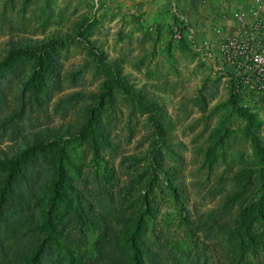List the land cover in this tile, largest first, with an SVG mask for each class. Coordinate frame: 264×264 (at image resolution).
I'll return each mask as SVG.
<instances>
[{
    "label": "rangeland",
    "instance_id": "rangeland-1",
    "mask_svg": "<svg viewBox=\"0 0 264 264\" xmlns=\"http://www.w3.org/2000/svg\"><path fill=\"white\" fill-rule=\"evenodd\" d=\"M146 2L152 8L153 2ZM146 2L0 0V60L11 44L67 38L50 53L59 62V87L46 90L39 102L31 100L28 90L23 92L33 72L32 55L0 68L10 74L5 93H0V110L4 116L24 100V113L16 111L17 118L24 117L23 134L66 125L77 126L78 134L89 118V105L99 108L95 116L110 134L71 140L67 151L81 173L70 174L84 193H100L112 217L122 220L124 251L130 227L149 198L155 217L148 219L140 240L146 247L156 243L170 250L174 264H264L260 222L249 216L251 237L239 235L242 211L260 197L261 163L247 122L233 109L231 80L175 38L173 1L160 18L147 14ZM212 36V30L198 32L199 39ZM112 60L119 62L120 76L107 71L105 64ZM67 96L57 112V103ZM146 101L159 104L165 130L160 136H154ZM240 106L255 115L254 133L264 148V101L245 98ZM155 142L158 166L153 161ZM15 143L0 141V148L10 153ZM161 165L165 173L156 169ZM152 170L156 182L148 192ZM167 175L174 178L168 181ZM48 198L42 190L35 200L42 217ZM95 236L89 234L88 250ZM69 248L72 252L63 246L59 253L55 246L52 259L92 264L86 252Z\"/></svg>",
    "mask_w": 264,
    "mask_h": 264
},
{
    "label": "trees",
    "instance_id": "trees-1",
    "mask_svg": "<svg viewBox=\"0 0 264 264\" xmlns=\"http://www.w3.org/2000/svg\"><path fill=\"white\" fill-rule=\"evenodd\" d=\"M60 38H52L47 43L41 40L17 46L11 44V51L0 60V68H4L11 67L24 54L34 57L33 72L23 90L29 91L33 102H39L41 97L47 96L46 90L59 87V62L50 53L67 39ZM181 43L186 47L183 40ZM105 65L111 74L121 75V66L117 60ZM8 76L10 74L0 70L1 94L5 93ZM47 93L49 95V91ZM136 96L141 97V94ZM68 98L59 100L55 107L57 112ZM21 101L19 109L11 108V112L4 116V110H0V141H16L10 153L0 148V264H60V261L52 259L55 246H58L59 253L65 250L63 246H68V252H72L69 247L78 252L84 251L93 260L92 264H174L170 250L156 243L146 247L140 240L147 230L148 219L155 217L154 206L149 198L130 227L126 237L128 250L124 251L119 229L123 222L120 218L112 217L108 201L100 193H84L72 183L74 178L70 171L76 174L81 172L68 154V143L78 135L86 137L95 134L108 138L110 134L106 128H102L99 117L95 116L99 108L89 105V118L80 126L78 134L75 132L77 126L73 125L43 128L23 134L20 121L24 117L17 118L16 115V111L21 115L26 108L24 100ZM231 103L235 113L247 122L248 135L261 163L258 170L260 197L242 211L239 224L240 238L249 239V216L264 227V148L254 133L258 126L255 115L240 106L233 89ZM145 105L150 113L149 122L154 136L162 135L165 130L160 119L162 112L159 104L146 101ZM20 136L22 139L17 141ZM153 146V161L158 166L157 142ZM156 169L164 173L167 171L163 165ZM155 177L153 170L150 171L146 191H154ZM172 178L167 175L168 181ZM42 190L49 193L47 211L43 217L35 204ZM90 233L96 236L91 250H88ZM261 245L264 249V237Z\"/></svg>",
    "mask_w": 264,
    "mask_h": 264
},
{
    "label": "built area",
    "instance_id": "built-area-1",
    "mask_svg": "<svg viewBox=\"0 0 264 264\" xmlns=\"http://www.w3.org/2000/svg\"><path fill=\"white\" fill-rule=\"evenodd\" d=\"M173 32L204 60L228 74L233 93L241 101H264V0H253L248 12L235 14L236 29L225 33L212 29L213 36L199 39L198 32L187 18L175 11Z\"/></svg>",
    "mask_w": 264,
    "mask_h": 264
},
{
    "label": "crops",
    "instance_id": "crops-1",
    "mask_svg": "<svg viewBox=\"0 0 264 264\" xmlns=\"http://www.w3.org/2000/svg\"><path fill=\"white\" fill-rule=\"evenodd\" d=\"M146 2V0H144ZM147 10L151 16L160 18L163 17L167 9H169L172 1L174 12L178 11L185 16L190 25L200 31L212 30L214 27H220L225 33H233L236 29L235 14L237 12H248L253 4V0H149ZM178 7V8H176ZM194 19V22L189 18V15ZM188 11V12H187Z\"/></svg>",
    "mask_w": 264,
    "mask_h": 264
}]
</instances>
